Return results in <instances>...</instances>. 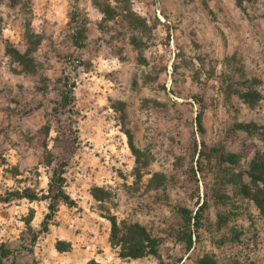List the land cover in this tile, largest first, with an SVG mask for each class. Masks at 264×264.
<instances>
[{"label":"rangeland","instance_id":"obj_1","mask_svg":"<svg viewBox=\"0 0 264 264\" xmlns=\"http://www.w3.org/2000/svg\"><path fill=\"white\" fill-rule=\"evenodd\" d=\"M259 175L264 0H0V264H264Z\"/></svg>","mask_w":264,"mask_h":264},{"label":"trees","instance_id":"obj_2","mask_svg":"<svg viewBox=\"0 0 264 264\" xmlns=\"http://www.w3.org/2000/svg\"><path fill=\"white\" fill-rule=\"evenodd\" d=\"M18 54V53H16ZM64 101H66V104H68V100L70 99L69 95H65L63 97ZM198 124L200 128L203 127V116L202 114L198 117ZM72 148L74 146L72 145ZM71 156L75 153L73 150L71 152ZM69 165V160L66 158V156H63V161L59 163V166L54 170L53 174V180L50 187V192L54 194L52 197L50 208L52 210V213L50 214V217L57 211V204L59 200H62L66 203H72V199L70 196L66 193L65 187L67 179L65 177L66 168ZM255 182H264V175H259L258 177H255ZM104 192L103 188L95 187L92 191L93 196L98 201H103L101 194ZM15 198H28L30 200H36L38 198V195L32 193L30 190H25L23 192L17 191L12 193L9 198L6 200L11 201ZM264 202V199L261 200ZM258 200V203L262 205V202ZM203 206L200 207V209L197 211L196 216L194 217V220L196 222H200L201 216L203 213ZM109 220L112 223V230H111V243L114 248L120 249V256L124 259L132 258V259H139L146 254H148V249L151 250L155 247V240L153 236H151L148 232V229L141 225L140 223H129L126 220H123L119 223L118 218L116 216H112L109 218ZM71 245H64L63 242H58V250L60 252H66L70 250ZM192 246V238H191V244L190 248ZM9 251H2V254L4 257L9 256Z\"/></svg>","mask_w":264,"mask_h":264}]
</instances>
